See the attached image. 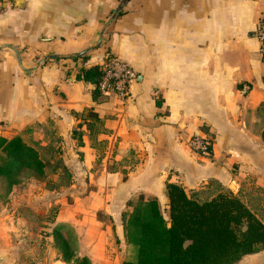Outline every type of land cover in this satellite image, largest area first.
Listing matches in <instances>:
<instances>
[{"label": "crops", "instance_id": "obj_1", "mask_svg": "<svg viewBox=\"0 0 264 264\" xmlns=\"http://www.w3.org/2000/svg\"><path fill=\"white\" fill-rule=\"evenodd\" d=\"M18 1L0 11V136L48 121L83 156L74 176L96 187L56 220L78 234L79 256L122 264L131 254L123 212L141 196L167 209L166 181L200 194L214 182L238 194L246 178L264 187V62L254 35L264 0ZM120 3L124 13L109 22ZM106 48L136 71L125 100L109 93L95 101L94 85L76 78L101 65ZM79 53L86 57L67 59ZM47 55L60 57L34 67ZM86 108L101 120L91 135ZM73 129L83 131L76 149ZM194 135L211 140L208 156L191 152ZM93 143L105 146L98 175ZM235 264H264V250Z\"/></svg>", "mask_w": 264, "mask_h": 264}, {"label": "trees", "instance_id": "obj_2", "mask_svg": "<svg viewBox=\"0 0 264 264\" xmlns=\"http://www.w3.org/2000/svg\"><path fill=\"white\" fill-rule=\"evenodd\" d=\"M123 13L121 8L116 17ZM106 37L104 34L101 44ZM85 57L82 53L64 58ZM101 76L100 65L83 68L76 74L78 80L94 85L95 101L102 100L98 89ZM85 111L91 135L101 120L92 108ZM261 137L264 141V129ZM78 139L81 141V136ZM45 165L35 146L20 135L0 136V178L6 180L8 188L20 183L26 172L44 175ZM165 193L166 214L156 197L141 196L137 202H129L132 210L127 218V213H123V224L131 254L122 264H235L245 255L264 250V221L230 189L219 185L213 194L202 198L198 191L188 193L180 184L166 181ZM70 228L56 222L52 230L60 259L71 264H90L88 257L79 256L76 236Z\"/></svg>", "mask_w": 264, "mask_h": 264}, {"label": "rangeland", "instance_id": "obj_3", "mask_svg": "<svg viewBox=\"0 0 264 264\" xmlns=\"http://www.w3.org/2000/svg\"><path fill=\"white\" fill-rule=\"evenodd\" d=\"M86 114L85 110L81 112V118ZM80 115L77 114L78 117ZM53 126L48 121L37 123L21 133L24 141L35 146L44 160V175L36 176L26 172L21 182L11 188L7 187L3 177L0 178V264H71L60 259L52 230L66 205L89 202V191L95 189L96 185L90 177L75 178V171H80V166H83V156L78 151L73 154L67 146L65 135ZM82 133L80 129L71 131L70 136L75 139L74 149L80 144L78 136ZM93 144L97 148V155L91 171L98 175L104 164L102 158L105 146ZM216 184L214 182L208 189L202 190L200 197H207L211 193H208L209 190L214 192ZM228 189L234 191L231 187ZM237 195L264 221V187L246 178ZM130 207L123 212L127 213L126 218L132 210ZM161 209L166 214V208ZM97 217L107 219L101 211H98ZM58 222L71 227L79 245L74 228L66 221Z\"/></svg>", "mask_w": 264, "mask_h": 264}, {"label": "built area", "instance_id": "obj_4", "mask_svg": "<svg viewBox=\"0 0 264 264\" xmlns=\"http://www.w3.org/2000/svg\"><path fill=\"white\" fill-rule=\"evenodd\" d=\"M15 2L16 0H0V11L13 6ZM254 35L258 41L259 54L264 62V13L258 18ZM100 67L102 70V76L98 83L100 92L102 94L114 93L121 100L127 99L130 95V85L137 77L135 69L110 51L105 52ZM250 90V83L242 84V93L246 94ZM188 145L190 150L199 156H208L211 152V140L205 136H192Z\"/></svg>", "mask_w": 264, "mask_h": 264}, {"label": "water", "instance_id": "obj_5", "mask_svg": "<svg viewBox=\"0 0 264 264\" xmlns=\"http://www.w3.org/2000/svg\"><path fill=\"white\" fill-rule=\"evenodd\" d=\"M15 4H16L17 6H20V5H21V2L17 0V1L15 2ZM122 5H123V3H120V4H119V6H118L117 10H115L113 16L108 20L109 22H111L112 19L118 14L119 9L122 7ZM102 35H103V31H102V32L100 33V35H99L98 43L101 41ZM2 46L10 48V49L14 52V54L16 55V58H17V61H18L19 66H20L21 68L27 69V68H25V67L23 66V64H22V62H21L20 54H19V52L17 51L16 48H14L12 45H9V44H3ZM81 54H82V53L74 54V55L71 56V57H78V56H80ZM59 57H60L59 55H47V56H45L44 58L38 60L37 63H36V65H35L34 67L39 66L40 64L46 62L48 59L59 58ZM168 225H169V223H168Z\"/></svg>", "mask_w": 264, "mask_h": 264}]
</instances>
